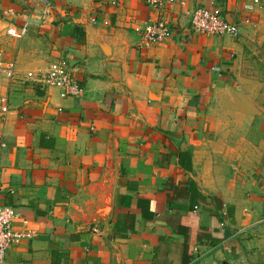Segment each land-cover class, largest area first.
Returning <instances> with one entry per match:
<instances>
[{"label": "crops", "instance_id": "0c3cea01", "mask_svg": "<svg viewBox=\"0 0 264 264\" xmlns=\"http://www.w3.org/2000/svg\"><path fill=\"white\" fill-rule=\"evenodd\" d=\"M48 1L0 0L17 65L0 75V205L34 233L3 264H264V0ZM214 6L238 35L192 30ZM160 19L171 36L141 47ZM58 60L78 95L28 77Z\"/></svg>", "mask_w": 264, "mask_h": 264}, {"label": "built area", "instance_id": "2783aa9c", "mask_svg": "<svg viewBox=\"0 0 264 264\" xmlns=\"http://www.w3.org/2000/svg\"><path fill=\"white\" fill-rule=\"evenodd\" d=\"M48 1V0H39ZM175 0H146L147 4L155 9H160L166 5L173 4ZM255 0L254 2H258ZM49 2V1H48ZM51 4L47 3L49 7ZM246 9L252 10L253 3H249ZM191 28L195 33L205 35H238V27L229 21L220 7H201L196 8L191 12ZM136 30L141 35V47H146L154 44L163 43L172 34L170 23L165 19H160L155 22L147 23L143 27H137ZM26 29H18L10 27L8 34L17 38L23 37ZM215 71L221 72L220 67L214 66ZM17 65L16 61H5L0 54V75L8 79H12L16 75ZM30 79H37L45 86H53L60 89L62 97L76 96L82 91V87L76 80L72 71L65 60H58L53 62L45 73L39 75L35 72H28ZM4 105L2 111H8V99L2 98ZM1 187V183H0ZM18 214L11 206L0 205V264L5 261V256L8 248L16 242L26 238L32 237V231L16 230L13 227L14 219ZM16 264H27L25 262H18Z\"/></svg>", "mask_w": 264, "mask_h": 264}, {"label": "rangeland", "instance_id": "374dc122", "mask_svg": "<svg viewBox=\"0 0 264 264\" xmlns=\"http://www.w3.org/2000/svg\"><path fill=\"white\" fill-rule=\"evenodd\" d=\"M263 74H264V71H263ZM262 77H263V75H262ZM264 78V77H263Z\"/></svg>", "mask_w": 264, "mask_h": 264}]
</instances>
